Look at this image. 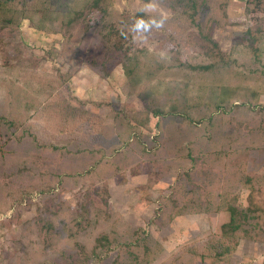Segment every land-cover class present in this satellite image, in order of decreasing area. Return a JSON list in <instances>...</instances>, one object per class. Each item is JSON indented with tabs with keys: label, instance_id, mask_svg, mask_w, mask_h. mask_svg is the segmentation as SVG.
Returning a JSON list of instances; mask_svg holds the SVG:
<instances>
[{
	"label": "rangeland",
	"instance_id": "obj_1",
	"mask_svg": "<svg viewBox=\"0 0 264 264\" xmlns=\"http://www.w3.org/2000/svg\"><path fill=\"white\" fill-rule=\"evenodd\" d=\"M16 1L0 264H264V0Z\"/></svg>",
	"mask_w": 264,
	"mask_h": 264
},
{
	"label": "trees",
	"instance_id": "obj_2",
	"mask_svg": "<svg viewBox=\"0 0 264 264\" xmlns=\"http://www.w3.org/2000/svg\"><path fill=\"white\" fill-rule=\"evenodd\" d=\"M15 1L16 0H0V4H3V5H6L7 4V7L8 8H10V9H14L13 10V13H14V16H13V18H5V19H3V22L5 21V25L6 26H8V25H10V24H12L16 19H15V16L18 14V12H19V6L15 3ZM35 2H34V4H33V6H31V7H28V12H30L29 13V18L33 21V23L35 24V15L36 14H40V15H43L44 14V16L46 15V14H48V12L49 11H51V9L49 8V6H48V8L47 9H45L44 7H42L44 4L46 5V2L47 1H42V0H34ZM60 1V0H59ZM17 2V1H16ZM18 3V2H17ZM99 4H100V0H94L93 1V3H91L90 5H88L87 7L88 8H95V7H98L99 6ZM1 6V5H0ZM42 7L43 9H41V8H37V7ZM37 8V9H36ZM104 11V10H103ZM35 14V15H34ZM74 15H75V17H78V18H76V19H79L80 17V13L79 12H75L74 13ZM76 19H72V20H70V22H73V20H76ZM37 26H40V27H42L43 26V24H37ZM233 221H235V217H234V213H232L231 214V220H230V222L229 223H227L226 224V226H230L231 224H232V222Z\"/></svg>",
	"mask_w": 264,
	"mask_h": 264
}]
</instances>
